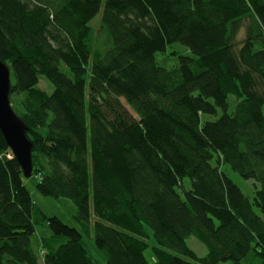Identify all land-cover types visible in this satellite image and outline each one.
Instances as JSON below:
<instances>
[{"label":"trees","instance_id":"1","mask_svg":"<svg viewBox=\"0 0 264 264\" xmlns=\"http://www.w3.org/2000/svg\"><path fill=\"white\" fill-rule=\"evenodd\" d=\"M174 43L193 57L159 67ZM0 60L35 190L70 200L79 226L39 212L51 234L34 248L37 208L0 132V264H150L149 240L154 264H264V0H0ZM222 164L260 185L252 200Z\"/></svg>","mask_w":264,"mask_h":264},{"label":"rangeland","instance_id":"2","mask_svg":"<svg viewBox=\"0 0 264 264\" xmlns=\"http://www.w3.org/2000/svg\"><path fill=\"white\" fill-rule=\"evenodd\" d=\"M100 15L99 13L95 18H93L89 26L95 30V32H98V29L100 27ZM247 21L242 24L241 29L239 30L237 36H236V43L238 42V46L240 45V42L245 38V31L247 26ZM104 36V34H102ZM102 36V37H103ZM98 40L99 35L97 34ZM103 38L100 39V44H102ZM97 40H95L96 43ZM178 56H189L193 57L191 52L188 50L187 47L179 44L174 43L169 46H167L165 52L163 53H157L155 55V61L156 64L159 67H162L164 69H172L177 65V57ZM66 74H69L68 71H65ZM39 87H41L46 93L51 94L53 91V87L45 78L41 77L39 79ZM228 113H231L234 109L236 100L233 96H229L228 98ZM262 113L264 114V105L262 107ZM222 114V111L220 109H217L216 115H202L201 116V123H204L206 121L213 122L215 121L220 115ZM221 170L230 178V180L233 181L234 184H236L242 193L248 197L250 200L253 199L255 191L259 189L260 185L253 181V180H246L240 177L237 173L233 172L230 167L226 164L221 165ZM38 179L35 176L30 177L29 179H23V183L26 187V189L30 192L31 198L37 208L36 213L33 215V222L35 223V234L32 238V243L35 249L38 250L40 247V239L41 238H47L50 236V231L48 230L47 226H45L44 221L41 219V216L39 215V212H41L46 217H57L62 223L65 225L78 229L79 226L74 222L72 218V212L75 209L74 204L68 200V199H54L51 197H46L41 194H39L35 190V184L37 183ZM186 183L185 186L188 185V179H185ZM254 212L262 218L264 221V214L256 207H253ZM85 241L88 243L90 248L92 249L93 253L97 256H99L103 261L105 260L104 256L100 251H98L92 242V239L88 240L86 237H84ZM187 246L193 250L197 256L203 257L206 255L207 250L205 246L199 242L195 237L191 236L186 241ZM154 246V242L152 240L148 241V248L145 250V257L147 261L150 264H154V258L152 256L151 248ZM253 264H260V260L257 258H254L252 255H250L248 258H246L243 261V264L248 263ZM220 264H233L231 261H227Z\"/></svg>","mask_w":264,"mask_h":264},{"label":"water","instance_id":"3","mask_svg":"<svg viewBox=\"0 0 264 264\" xmlns=\"http://www.w3.org/2000/svg\"><path fill=\"white\" fill-rule=\"evenodd\" d=\"M10 82V70L0 60V132L21 167L23 177L29 179L33 171L32 144L26 137L27 126L12 109L9 99Z\"/></svg>","mask_w":264,"mask_h":264}]
</instances>
